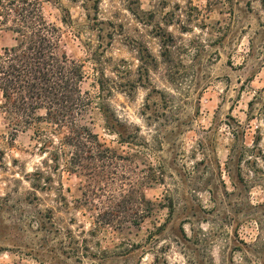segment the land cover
Returning a JSON list of instances; mask_svg holds the SVG:
<instances>
[{
    "label": "rangeland",
    "instance_id": "374dc122",
    "mask_svg": "<svg viewBox=\"0 0 264 264\" xmlns=\"http://www.w3.org/2000/svg\"><path fill=\"white\" fill-rule=\"evenodd\" d=\"M171 3L172 0H158L154 8L145 11L139 7V0H101L98 15L105 23L98 27L102 28L100 40L98 31L87 26L86 11L81 6L84 33L81 36L65 28L64 47L71 57L86 62L89 77L85 88H91L95 71L94 62L89 58L92 49L86 45L90 36L104 62L107 76H115L113 67L119 64L123 70L130 69L134 78H143L133 89L132 97L118 92L112 98L114 107L129 121L145 124L140 112L154 88L175 94V104L181 106L174 111L173 117L174 122L181 124V129L172 139L175 143L167 146L168 156H176L175 169H172L176 181L168 178L166 185L146 190L147 196L156 202L162 201L168 189L172 190L175 209L171 213L168 208H157L155 215L134 235L140 242L154 229V223H167L156 247L158 250L151 249L142 264H152L156 250L167 258L168 264H264V107L257 111V105L264 103V96L260 97L262 102L254 103L255 113L249 105L264 93V88L257 89V95L247 101V107H241L236 113L248 86L259 74L261 62L252 59L249 64L245 59L244 63L236 65L233 53L223 54L224 49L234 43L238 31L233 24L236 0H176L171 9L165 11ZM182 10L184 22L178 18ZM69 11L74 19L81 20ZM55 12L53 8L49 15L54 17ZM215 16L219 19H214ZM197 29L201 35L208 33L207 47L200 35H193ZM161 32L174 36L170 47L171 67L180 79V86L169 81V68L161 60L163 35H158ZM110 33L114 34L113 40ZM257 37L259 42H264V32H257ZM249 43L253 50L248 56L252 58L255 44ZM184 44L195 49V53L190 54ZM146 50L159 60V64L151 68L149 78L140 71V51L145 53ZM186 58L191 63H186ZM214 72L221 74L214 75ZM120 74L128 76L125 71ZM241 76L245 77L243 81ZM233 81L239 89L234 99L228 101L226 94ZM216 85L223 86L224 91L220 92ZM185 86L188 90L182 92ZM193 95L194 100L187 98ZM151 100L158 99L154 95ZM225 103H228L226 110ZM100 124L98 121L101 137L112 141L115 137L107 134ZM18 136L19 133L14 138ZM257 137L261 138L260 143L249 155L243 147L253 148ZM15 139L9 138V147L14 148ZM0 150L2 164L7 154ZM249 156L252 162L247 161ZM256 159L257 163H253ZM11 163L18 164L19 158ZM79 181L76 175L67 172L62 175V182L71 189V194L78 192ZM25 195L15 198L16 204L9 203L8 198L0 200V237L6 236L9 230L3 223V216L16 212L20 217L25 208ZM21 204L24 207H20Z\"/></svg>",
    "mask_w": 264,
    "mask_h": 264
},
{
    "label": "trees",
    "instance_id": "16d2710c",
    "mask_svg": "<svg viewBox=\"0 0 264 264\" xmlns=\"http://www.w3.org/2000/svg\"><path fill=\"white\" fill-rule=\"evenodd\" d=\"M10 2L14 5L16 0H10ZM73 2L76 3L77 0H73ZM22 3L27 7L14 9V11L22 21H27L35 14L36 10L32 5H28L27 0H22ZM100 3L101 0H85L81 5L86 11L87 26L91 30L98 31V40L103 37L102 28L98 27L105 23L99 19ZM74 21L79 20L73 18L69 9H64L59 22L63 26V31L56 25L51 27L53 34L60 33V35H56L52 39L49 36L34 34L27 54L21 53L19 57H14L16 63L9 64L6 70L0 67V72H4V75L0 76V88L5 89L6 96L9 95L8 90L15 91L19 88L26 91L32 103L26 102L24 96H20L19 103H14L18 112L31 114L43 106L42 101H50L47 119L49 123H54L61 129L62 148L64 149V151L50 153L54 164L53 173L60 171V162L63 161V174L67 172L76 175L80 181L82 177L92 180L97 177H106L111 179L113 184L119 183L120 188H125L127 185L126 192H121L119 197H113L112 203L104 211H98L97 216L89 218L90 226L87 229L89 236H94L95 233L91 228L92 223L100 227H107L110 230L109 238L119 239V243L111 245L110 250L99 254V258L98 254L89 253L88 237L81 232L80 236L84 237L83 244H81V241L73 235V228L77 223L76 217L67 221L73 226V228H68L64 225L63 217L57 215L63 213V208L69 199V195L64 193L55 197V202L61 204L59 208L51 206L40 208L38 205L41 203V197L33 192L26 193L23 200L25 208L20 217L22 218L27 213L34 216L35 220L39 222L38 231H43L45 241L41 244V250L35 252V257H46L52 261V264H60V257L72 260L74 256L78 255L81 247L84 248L86 254L91 255L92 260L97 261V264H142V259L150 253L151 249L158 250L156 247L161 241L167 223L159 225L154 223V229L150 230L146 238L140 242L134 239V235L142 230L144 223L154 216L159 208H168L171 213L175 209V196L172 190L168 189L160 202L149 198L146 190L166 185L168 178L176 181L172 172V169H175L176 156L172 158L168 156L167 146L175 143L172 142V139L181 129V124L173 121L174 111L181 106L175 104L177 101L175 94L154 88L148 93L140 112L145 124H136L124 118L114 107L112 98L118 92L132 97L133 89L138 83H142L141 79L143 78H134L130 69L123 70L119 64L113 67L115 76H107L104 62L98 55L91 36L86 45L87 48L92 49L89 58L94 62L93 69L95 71L92 73L91 88H85V82L89 77L85 69L86 62L71 57L63 43L65 28L69 27L81 36L84 33L85 24L80 23V30L76 31ZM0 23H7V19L0 20ZM11 30L10 25L9 31ZM15 31L21 32L22 30L17 27ZM158 35L161 37L163 35L161 60L169 68V81L180 86V79L171 67L173 60L170 47L174 36L167 32L164 34L161 32ZM113 38L114 34L110 33V39L113 40ZM140 53V71L147 74L149 78L151 68L158 65L159 60L149 50H146L145 53L140 51ZM109 61L105 60V62ZM123 71L128 76H121L120 73ZM143 85L145 86V84ZM178 90L179 88L175 86V91ZM154 95L158 100H151ZM260 97L261 95L256 96L249 102L253 113H255L254 103L262 102ZM179 100L181 99L179 98ZM53 108H55L54 111ZM260 115L263 114L260 113ZM37 120L42 122L44 118L38 117ZM98 121H101L100 125L107 134L115 137L110 142L103 138L105 144L111 147L99 143L101 135L97 130ZM25 123L30 124L31 121H25ZM17 134L16 132L9 133V138L13 140ZM32 138L35 140V137ZM260 140L259 137L255 139L253 148L244 146L245 152H249V155L250 152H254ZM47 148V144L40 146L39 153L44 156L41 163L45 166H47L49 156ZM93 148L97 151H93ZM261 151L262 149H260ZM176 155L178 154L176 153ZM262 158L264 160V154ZM251 159L252 156H249L247 161L252 162ZM239 160H242V157H239ZM253 163H257V159ZM117 169H123V171L117 172ZM30 175L35 177L36 181L31 185L33 189L43 192L52 191L49 186L56 183L54 176H47L46 184L41 186L39 181L44 178V173L37 170ZM121 181L123 183H120ZM56 186L71 194V189L65 187L63 182ZM85 188L92 191L90 184L84 183L81 187L79 183L78 192H81L82 195L73 205L77 210L81 205L86 206L87 204L84 197L88 196L89 191H83ZM44 202L49 205L53 203L51 200ZM28 205L32 207L29 208ZM20 227L21 225H15L14 229L19 231ZM7 231L9 234L10 228ZM62 233L65 236L67 247H61L60 245H63L65 241H60L58 245L48 248V238L56 239ZM44 248H48L47 252L43 251ZM157 250L155 256L153 255L152 264H168L167 258L159 254ZM28 255L32 256L33 254L30 252Z\"/></svg>",
    "mask_w": 264,
    "mask_h": 264
},
{
    "label": "clouds",
    "instance_id": "9594fccd",
    "mask_svg": "<svg viewBox=\"0 0 264 264\" xmlns=\"http://www.w3.org/2000/svg\"><path fill=\"white\" fill-rule=\"evenodd\" d=\"M84 2L85 0H77L76 3H73V0H27L28 5H32L36 11L27 21H22L14 11V9L27 7L26 4L22 3V0H16L14 5L11 4L10 0H0V20L7 19V23H0V67L6 70L9 64L16 63L14 57H19L21 53L27 54L34 34L49 36L52 39L56 35H60V33L53 34L51 27L56 25L63 31V26L59 24V19L63 15L64 9H70L74 15L81 17L80 21H74V28L79 31V25L84 18V10L81 7ZM175 3L176 0H172L170 8L165 9V11L170 10ZM157 4L158 0H139V7L145 11L151 10ZM53 8L56 10L54 17L49 15L50 10ZM236 9L233 24L234 29H238V31H236L234 43L230 48L224 49L223 54L233 53V63L236 65L244 63L245 59H248L249 64L252 59H258L261 62L258 76L248 86L244 99L240 101L239 107L236 109V113H238L241 107H247L248 100L257 95V89L264 88V42H259V37H257V32H264V0H236ZM178 18L181 19V22H184L183 10L178 14ZM213 18L219 19L218 16ZM10 25L11 31H9ZM17 27L22 31L16 32L15 29ZM193 35H200L205 47H207V32L201 35L197 29V32L193 33ZM250 41L255 44V56L252 58L248 56L249 52L253 50L250 46ZM184 47L188 48L190 54L195 53V49L189 48L188 44H184ZM186 63H191V60L186 58ZM220 74L214 72V75ZM3 75L4 72H0V76ZM239 78L243 81L245 77L241 76ZM216 87L220 92L224 91L223 86L216 85ZM238 89L239 85L233 81L229 93L226 94L228 101L234 99ZM168 90L171 91L170 88ZM187 90L188 88L185 86L181 91ZM8 92L9 95L6 96L5 89L0 88V149L7 154L2 164H0V200L8 198L9 203L16 204L15 198L22 197L28 192H33L41 197V203L38 207L47 208L51 206L59 208L61 204L55 202V197L61 193L69 195L66 206L63 208V213H58L57 215L58 217H63L64 225L68 228H73V226L68 224L67 221L76 217L77 223L73 228V235L83 244L84 237L80 236V233L83 232L84 236L88 237L87 248L89 253H96L99 258V254L105 252V250H110V246L119 243V239H110V230L95 223L91 224L95 235L89 236L87 231L90 226L89 218L97 216L98 211H104L112 203L113 197H119L121 192H126L127 185L125 188H120L119 183L113 184L112 180L106 177H97L95 180L82 177L79 182L81 187L84 183L90 184L92 191L86 188L83 189V191H89L88 196L84 197L87 201L86 206L81 205L79 210L73 207L82 193L74 192L68 194L56 186L62 182L64 162H60V171L52 172L54 164L50 153L64 151V149L62 148L63 135L61 129L54 123H49L47 119L50 101H42L43 106L37 108L31 114L18 112L14 107V103H19L18 98L20 96H24V100L28 103H32V101L29 100L26 91L19 88L15 91L8 90ZM261 96H264V93H261ZM187 98L194 100L195 96ZM227 107L228 103H225V110ZM260 107H264V103L257 105V111H259ZM54 110L55 108H53ZM236 113H233V115ZM38 117H43L44 120L42 122L38 121ZM25 121H31V123L28 124ZM12 132L19 133V136L15 139L14 148L9 147V133ZM32 137H35V140ZM99 143L105 144L102 137L99 139ZM45 144L48 145L47 153H49L47 166L41 163L44 160V156L39 154L40 146ZM105 146L111 147L106 144ZM93 151H97V149L93 148ZM16 158H19V163L13 165L11 161ZM98 163L100 162L98 161ZM37 170L44 173V178L39 181L41 186L46 184L47 176H54L56 183L49 186L52 191H37L31 187L32 183L36 181L35 177L30 174ZM120 171H123V169H117V172ZM25 177H28V179L25 180ZM120 183L123 182L121 181ZM9 194H11V198ZM97 196L99 197L98 199L96 198ZM46 200H51L53 203L49 205L44 202ZM20 207H24V205L21 204ZM27 207L31 208L32 206L28 205ZM3 223L9 226L10 232L8 235L0 237V264H37L38 261L39 264H52V261L46 257H35V252L41 250V244L45 241V234L43 231H38L40 224L35 220L34 216L26 213L21 218L16 212H12L3 216ZM15 225H21L19 231L14 229ZM60 241H65L63 233L56 239L48 238V248L58 245ZM60 246L66 248L67 242L65 241ZM48 248H44L43 251L47 252ZM30 252L33 254L32 256L28 255ZM60 264H97V261L92 260L91 255L86 254L84 248L81 247L78 255L74 256L72 260L60 257Z\"/></svg>",
    "mask_w": 264,
    "mask_h": 264
}]
</instances>
